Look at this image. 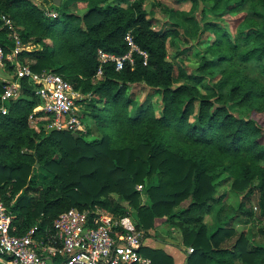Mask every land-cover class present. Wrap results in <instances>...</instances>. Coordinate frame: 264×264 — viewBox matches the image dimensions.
Segmentation results:
<instances>
[{
	"label": "trees",
	"instance_id": "16d2710c",
	"mask_svg": "<svg viewBox=\"0 0 264 264\" xmlns=\"http://www.w3.org/2000/svg\"><path fill=\"white\" fill-rule=\"evenodd\" d=\"M108 1L68 0L44 10L32 0H0L5 54H14L17 46L4 16L22 45L39 46L15 54L14 63L35 73H57L90 99L77 102L84 126L77 132L46 130L45 121L38 130L33 127L31 118L44 113H34L41 102L27 79L19 80L22 96L4 104L0 195L14 216L15 234L34 227L46 233L72 209L101 210L133 218L144 240L160 239L152 233L164 219L167 235L181 234L184 264H264V245H255L252 233L249 238L243 231L231 248H222L237 234L230 226L238 210L226 215L227 192H221L231 183L234 193L244 194L239 209L257 192L264 218V0H216L213 7L205 6L217 16L235 14L234 38L219 24H200L183 14L193 23L190 37L211 32L215 41L197 73L179 69L178 76L168 60V41L177 33L155 28L152 11L145 8L149 0H120L126 7ZM200 1L209 0H179L190 2L193 10ZM73 3H82L86 13L74 12ZM49 11L58 16L49 17ZM128 35L147 60L134 51V64L127 62L121 71L102 65V53L131 52ZM218 75L216 83L205 82ZM6 84H0V108ZM138 85L150 89L139 104L130 91ZM156 94L161 95L159 114L151 99ZM39 170L42 182L36 178ZM40 187L39 197L32 198L28 191ZM214 211L209 230L205 221ZM243 214L254 216L250 210ZM141 253L152 264H175L163 249L144 246Z\"/></svg>",
	"mask_w": 264,
	"mask_h": 264
},
{
	"label": "built area",
	"instance_id": "2783aa9c",
	"mask_svg": "<svg viewBox=\"0 0 264 264\" xmlns=\"http://www.w3.org/2000/svg\"><path fill=\"white\" fill-rule=\"evenodd\" d=\"M47 15L52 18L58 16L54 11L47 12ZM2 21L12 32L13 41L17 46L14 54L6 55L0 44V68L4 69L5 61L14 62V55L23 51L25 46L19 41L12 21L5 16ZM126 40L132 48L129 54L120 57L102 53L101 64H114L116 70L121 71L127 62L134 64V51L142 54L147 60L148 54L137 48L130 35ZM101 76L102 66L97 78ZM16 78L17 81L4 86L0 108L3 115L8 112L4 104L18 99L23 94L19 80L27 79L36 86L35 95L41 102V105L34 109V113H44L39 118H31L32 124L41 120L48 123L46 130L84 131L79 117L82 105L77 102L90 99L75 91L73 85L64 77L50 71L35 73L29 66L18 64ZM35 129L38 130V127ZM139 189L142 190V187ZM13 220L12 212L0 195L1 264H152V261L141 253L145 246L144 232L137 229L130 216L118 218L101 210L72 209L54 221L52 230L42 233L38 227H34L25 235L15 234ZM188 252L193 253L194 250L189 248Z\"/></svg>",
	"mask_w": 264,
	"mask_h": 264
},
{
	"label": "rangeland",
	"instance_id": "374dc122",
	"mask_svg": "<svg viewBox=\"0 0 264 264\" xmlns=\"http://www.w3.org/2000/svg\"><path fill=\"white\" fill-rule=\"evenodd\" d=\"M66 1L68 0H61V4L62 2L64 3ZM32 2L35 3L40 9L44 10H52L51 7L52 5H54V0H32ZM108 2H112L118 5L121 4L124 7H126L127 5L126 2H122L120 0H109ZM215 2L216 0H209L207 2L200 1V3L198 4V8L195 10L192 9V4L190 2L180 3L179 0H149L146 2L145 8L149 12L152 11L150 12L149 19L153 20V25L155 26V28L174 31L177 33L176 35L170 37L168 41V60L174 64L176 76H178L179 74V69H183L187 74L197 73L202 58L204 56L210 58V55L206 52V50L215 41V35L211 32L203 33L198 38L190 37L189 32L193 28V23L188 21L187 16L188 18L198 19L200 24L208 22L219 24L222 28L228 30L230 34L233 35V38L236 36V27L233 22L235 14H228L227 12H223L222 14L217 16L210 12L207 8H205V6L213 7ZM220 8H222V6H220ZM71 9L81 16L86 13V9L84 8V5H82V3H73L71 5ZM183 14H186L187 16H184ZM186 32L188 33L187 36ZM38 49L39 46L31 43L25 46L24 50L35 51ZM6 61V68H0V84L17 81L16 70L15 68L11 69L10 65H18V63H12L11 61L7 63ZM219 77L220 75L213 79L207 78L205 82H209L210 84L216 83ZM130 91L134 92L138 104L143 102L147 97L149 98L150 89L146 86H131ZM151 99L154 103V109L159 114L162 109L161 95L156 94L155 96L151 97ZM41 122L42 121H40L39 123ZM32 125H34V123ZM57 156L59 157L60 155ZM40 167L41 165L38 164L37 169H41ZM36 178L38 182L43 181L44 178L41 170L38 171ZM40 189L41 187L38 189H30L28 191L29 195L32 196V198H38ZM221 192H227V197L224 200L228 209L226 215L230 214L231 217L233 215L232 213L235 214L234 211L238 210V212L236 213L237 215L235 221L230 226V228H233L237 234L231 239V241H229V243L224 244L222 248H231V246L237 241L239 234L243 231L247 233L249 238H251L250 236L252 233V240H254L255 245H264V234L260 232V230L264 227V218H260L259 215L258 193H254V195L250 197V200L245 204V206L239 209L244 194L237 195L236 193H234L231 187V183H228L224 187H222ZM232 209L234 211H232ZM245 210H250L253 212L254 216L252 219L243 214ZM215 214L216 211L208 216L205 221V223L209 227V230H212V225L214 224L216 219ZM156 224L157 229L153 231L152 234L156 232L157 236L163 241H166V243H159L157 241L155 244L149 241L148 243L150 244V246L148 247L153 249H163L167 253L171 254V256H173L176 264L180 259H182V257L185 258V254L182 251L181 246V234L177 230H172L169 235L162 234V225L164 224V219L157 220ZM150 239L152 238H146L144 242H147ZM237 264H242V262L239 260Z\"/></svg>",
	"mask_w": 264,
	"mask_h": 264
},
{
	"label": "crops",
	"instance_id": "0c3cea01",
	"mask_svg": "<svg viewBox=\"0 0 264 264\" xmlns=\"http://www.w3.org/2000/svg\"><path fill=\"white\" fill-rule=\"evenodd\" d=\"M41 120H38V121H36L35 123H34V127H38V125L40 124L39 122H40ZM42 122H44V121H42ZM162 228H163V225H162ZM162 234H164V235H167V233H165L164 231H163V229H162ZM149 241H151V243H155L156 244V242L158 241L159 243H166V241H163L162 239H150V240H148L147 242H145V246H150V244L148 243ZM175 253V252H174ZM171 255V254H170ZM184 259L185 258H183L182 257V259H180L176 264H184Z\"/></svg>",
	"mask_w": 264,
	"mask_h": 264
},
{
	"label": "water",
	"instance_id": "95a60500",
	"mask_svg": "<svg viewBox=\"0 0 264 264\" xmlns=\"http://www.w3.org/2000/svg\"><path fill=\"white\" fill-rule=\"evenodd\" d=\"M61 4V0H54V5L59 6ZM75 137H78V134H74Z\"/></svg>",
	"mask_w": 264,
	"mask_h": 264
}]
</instances>
